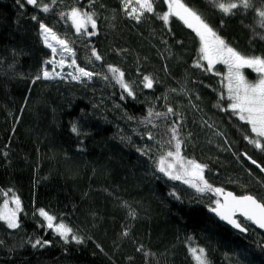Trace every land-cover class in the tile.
<instances>
[{"label":"trees","instance_id":"obj_1","mask_svg":"<svg viewBox=\"0 0 264 264\" xmlns=\"http://www.w3.org/2000/svg\"><path fill=\"white\" fill-rule=\"evenodd\" d=\"M183 2L231 47L264 56V0L231 14L216 0ZM73 8L96 26L77 32ZM153 9L137 20L125 0H0V208L14 196L21 204L19 227L0 219V264H198L193 248L209 264H264L262 231L239 217L247 230L239 232L211 213L217 188L264 202V150L229 107L226 66L208 70L196 32L176 16L161 19L167 0ZM42 24L68 42L90 79L43 76L51 51ZM177 140L183 160L206 166L211 189L158 169ZM40 209L72 229L67 241ZM37 239L50 243L34 247Z\"/></svg>","mask_w":264,"mask_h":264},{"label":"snow or ice","instance_id":"obj_2","mask_svg":"<svg viewBox=\"0 0 264 264\" xmlns=\"http://www.w3.org/2000/svg\"><path fill=\"white\" fill-rule=\"evenodd\" d=\"M29 4H36L37 0H27ZM131 3V0H125V8L128 4ZM139 8H133L132 12L129 15L134 16L135 19L139 20L140 15L144 11L152 12L153 9V0H136ZM168 11L165 12L161 19L168 21L171 16H176L181 19L189 28H192L196 34L199 36L201 41V60L208 62V70H211L213 66L217 63H223L228 66V75H227V87L229 92V99L231 103L229 107L236 113L241 120L246 121L251 126V131L256 134L257 138L251 139L250 143L255 145V147L264 150V144L261 143L259 138H264V56H248L237 51L235 48L231 47L226 41L220 37L213 28L202 18L200 14L194 11L192 8L188 7L183 0H167ZM216 6L224 13L231 14L233 9H236L240 6L244 8L250 7L249 0H239V3L232 2H223V0H216ZM47 12L48 6H44L43 9ZM139 10L140 14H137ZM259 16L262 18L260 21L261 27H264V11L259 12ZM72 23L75 25L76 31L81 32L86 30L88 24L90 23L94 28L96 26L95 20L92 18V14L88 12H81L80 9L73 8L70 13ZM44 33L45 43L48 47L53 48L52 43L49 42L51 39L63 47L65 51L71 52L72 49L68 46L66 40L60 39L57 37L56 33L53 32L51 28L47 25H41ZM89 35H94V33H88ZM53 51L55 49L53 48ZM100 57L97 55V59ZM54 62V61H53ZM63 64V60L60 61ZM75 65V60H73ZM197 67H203L200 61H197ZM80 73L79 76H74V79H80V76H86L91 78L93 75L91 72L86 71L84 68L77 66ZM249 68L259 73V79L256 82H249L244 73L243 69ZM113 73H118L120 82L123 87L128 89L131 93V89L127 84L123 83V73L117 68H111ZM55 73H50L47 70L43 72L45 78H51ZM219 74V73H217ZM59 75V73H55ZM40 77H37L39 79ZM146 86L152 87V80L145 78ZM171 111V109H169ZM151 116L152 113L149 112ZM159 115V114H157ZM72 131L74 133L78 132L76 125L72 126ZM173 133L176 132V129H172ZM180 141L176 142V152H168L166 156L161 157L159 161L160 171L165 172L173 179H182L184 176H193L202 182L203 186H200V183H194L191 179H185V183L192 184L193 187H197L198 191H205L206 189H211V186L203 178L204 165L198 164L195 161H183L180 157ZM176 157V162L180 163L182 173L173 174L171 169L175 167V163H168V157ZM249 159H251L249 157ZM253 164L256 161H252ZM217 193H223V189H215ZM16 204L15 210H8V202L5 201L4 210L0 211V219L6 220L10 228H17L19 224L17 223L16 212L20 208V199L19 197H13ZM217 207L212 208L213 212H216L221 219L228 221L230 224L234 225L236 228H241V225L233 219V216L237 211L241 212L249 220L254 221L259 227L264 228V202L258 201L255 197L251 195H245L236 197L232 193H227L225 197V203L221 204L220 201L216 202ZM40 215L44 216L48 221L49 228H55V231L59 233L65 241H67L68 236L72 233V229L63 223L54 224L56 220L55 216L50 215L44 209L39 210ZM246 231V229H242ZM74 240L78 243L81 242L80 238L73 236ZM50 241H42L37 239L35 241L34 247L39 245L43 247L44 245L49 244ZM191 251L196 254L199 251V254L196 255V260L198 264H209L206 253L204 249H191Z\"/></svg>","mask_w":264,"mask_h":264},{"label":"rangeland","instance_id":"obj_3","mask_svg":"<svg viewBox=\"0 0 264 264\" xmlns=\"http://www.w3.org/2000/svg\"><path fill=\"white\" fill-rule=\"evenodd\" d=\"M127 8H129L130 12H132V9L133 8H137L138 9L139 6L137 5L136 0H131V3L128 4ZM137 14H140L139 13V10H138ZM90 26H92V25L89 23L88 26H87V28H89ZM41 35H42V39H43L44 44L51 51V58L48 61V64H49V66L51 68L48 70V72L52 73L53 72V69H54L55 70V73H59V75H55V73H53V76L51 78H66V79H73V80L90 79L89 77H86V76H80V79H74L73 78L74 76H79L80 73H79L78 68H77V66H79V65L76 62L75 53H74L73 49L69 46V44H68V46L72 49L71 52L65 51L61 45H59L58 43H56L55 41H52L50 39L49 42L52 43L53 48L55 49V51H53V48L48 47V45L45 43L43 29H41ZM57 37H59L60 39H62L58 35H57ZM61 60H63V64L60 63ZM73 60H75V65L73 64ZM224 65L226 66L225 78H226V81H227L228 66L226 64H224ZM242 71L244 73V69ZM227 84H228V81H227ZM176 150L177 149H176V145H175V150H172L171 152L175 153ZM164 156H166V154ZM160 159H161V157L159 158L158 163H157L159 170H160V165H159ZM183 161L186 162V161H193V160L184 159ZM167 162L168 163H175V167L173 169H171V171L173 172V174H181L182 173L181 165H180V163H177L176 162V157L175 156L168 157V161ZM162 173L165 174L167 177L171 178L165 172H162ZM203 174H204V170H203ZM171 179H173V178H171ZM185 179H191L194 183H200V186H203L202 182L198 181V179L196 177H193V176H184V178H182V179H174V180H180V181H183L185 183ZM186 184L189 185V186H191V187H193L192 184H190V183H186ZM193 188L197 189V187H193ZM7 202H8V210H15L16 209V204H15L13 198H11ZM4 204H5V202L1 205L0 211H3L4 210ZM20 209H21V204H20V208L17 210L16 213H18L20 211ZM4 221H6V220H4ZM17 223H18V220H17ZM47 223H48V221H47ZM197 254H199V251H197V253L194 254V257H196Z\"/></svg>","mask_w":264,"mask_h":264},{"label":"water","instance_id":"obj_4","mask_svg":"<svg viewBox=\"0 0 264 264\" xmlns=\"http://www.w3.org/2000/svg\"><path fill=\"white\" fill-rule=\"evenodd\" d=\"M227 193H232L234 196L236 197H240L241 195H236L234 192L230 191V190H226V191H223V193H218V197L220 198V203L223 204L225 203V197L227 195ZM242 196H245V195H242ZM252 196V195H251ZM255 197V196H253ZM256 198V197H255ZM257 199V198H256ZM258 200V199H257ZM259 201V200H258ZM217 207V206H216ZM211 213L217 218L219 219L220 221L224 222L225 224L229 225L230 227H232L233 229L239 231V232H242V233H246V231L242 230V229H246L240 222H239V217L242 218L243 220L247 221V222H250L253 226H255L257 229H259L260 231H262L264 233V228H261L259 227L258 224H256L254 221L252 220H249L247 217H245L241 212L237 211L235 213V215L233 216V219H235L240 225H241V228H236L234 225L230 224L228 221L224 220V219H221V217L216 213V212H213L211 210Z\"/></svg>","mask_w":264,"mask_h":264},{"label":"bare ground","instance_id":"obj_5","mask_svg":"<svg viewBox=\"0 0 264 264\" xmlns=\"http://www.w3.org/2000/svg\"><path fill=\"white\" fill-rule=\"evenodd\" d=\"M226 191V190H225ZM233 192V191H232ZM236 194V193H235ZM237 195V194H236ZM242 196V195H241Z\"/></svg>","mask_w":264,"mask_h":264}]
</instances>
